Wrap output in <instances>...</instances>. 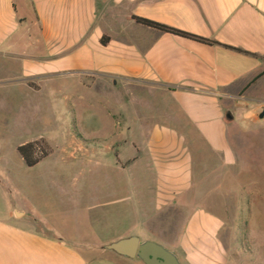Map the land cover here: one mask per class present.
Segmentation results:
<instances>
[{
  "label": "rangeland",
  "instance_id": "374dc122",
  "mask_svg": "<svg viewBox=\"0 0 264 264\" xmlns=\"http://www.w3.org/2000/svg\"><path fill=\"white\" fill-rule=\"evenodd\" d=\"M41 86L28 100L15 87L0 91V175L13 176L11 188L25 186V172L30 182L70 170L76 177L64 185L91 181L109 200L101 219L94 214L90 243L136 236L179 257L183 238L201 264H264V80L241 106L232 111L226 99L228 111L215 114L154 83L64 75ZM38 139L50 153L29 168L16 147Z\"/></svg>",
  "mask_w": 264,
  "mask_h": 264
},
{
  "label": "crops",
  "instance_id": "0c3cea01",
  "mask_svg": "<svg viewBox=\"0 0 264 264\" xmlns=\"http://www.w3.org/2000/svg\"><path fill=\"white\" fill-rule=\"evenodd\" d=\"M131 16L217 44L163 33ZM64 75L158 84L177 90L170 96L180 104L202 100L214 114L228 111L220 107L233 99V111L264 80V0H0V91L15 87L28 100ZM22 174L25 186L12 188L6 179L13 176L0 175V264L142 263L104 249L120 239L90 243L94 214L101 219L109 204L103 189L91 181L64 185L60 178L76 177L70 170L33 173L30 182ZM181 240L175 255L197 264L200 256Z\"/></svg>",
  "mask_w": 264,
  "mask_h": 264
},
{
  "label": "water",
  "instance_id": "95a60500",
  "mask_svg": "<svg viewBox=\"0 0 264 264\" xmlns=\"http://www.w3.org/2000/svg\"><path fill=\"white\" fill-rule=\"evenodd\" d=\"M258 118H264V108ZM104 249L126 259H138L143 264H181L177 256L164 246L151 241L141 242L136 236L110 243Z\"/></svg>",
  "mask_w": 264,
  "mask_h": 264
},
{
  "label": "trees",
  "instance_id": "16d2710c",
  "mask_svg": "<svg viewBox=\"0 0 264 264\" xmlns=\"http://www.w3.org/2000/svg\"><path fill=\"white\" fill-rule=\"evenodd\" d=\"M131 19L134 20L136 23L142 25V26L153 28V29H156V30L163 32V33H169L172 35L180 36V37H183V38H186L189 40H193L195 42L202 43V44H207V45H216L217 44L214 41H209V40H206L204 38L173 29V28H170L168 26H165V25H162L159 23L149 21L147 19L138 18L135 16H131ZM107 41H108V39L105 37H102V39L100 40V42L103 46L106 45ZM16 151L18 152V154L23 159L24 164L29 168L40 163L50 153V150H49L46 142L42 139L30 141V142H27L25 144L19 145L16 147Z\"/></svg>",
  "mask_w": 264,
  "mask_h": 264
}]
</instances>
